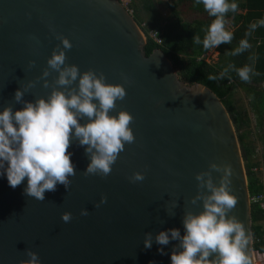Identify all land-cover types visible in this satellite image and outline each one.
Returning a JSON list of instances; mask_svg holds the SVG:
<instances>
[{
	"label": "water",
	"instance_id": "obj_1",
	"mask_svg": "<svg viewBox=\"0 0 264 264\" xmlns=\"http://www.w3.org/2000/svg\"><path fill=\"white\" fill-rule=\"evenodd\" d=\"M146 44L121 0H0V109L23 107L14 100L18 88L24 101H34L62 87L55 85L58 73L47 59L64 50L65 64L93 69L125 87L111 112L127 110L134 134L107 176L84 174L89 154L72 138L66 151L75 175L68 189L57 183L46 190L44 200L24 193L27 178L13 188L0 175V264H24L28 249L41 264H170L178 241L158 245L155 236L173 227L184 234L185 212L202 210V202L193 204L192 198L207 193L196 173L207 170L219 183L222 173L209 169L212 161L231 167L237 202L227 215L250 234L246 255L256 264L248 177L232 117L211 88L183 81L165 52L157 48L147 55ZM137 171L144 179L132 182ZM82 209L88 214L81 215ZM64 213L71 214L68 222ZM147 233L153 237L150 248L144 247Z\"/></svg>",
	"mask_w": 264,
	"mask_h": 264
},
{
	"label": "clouds",
	"instance_id": "obj_2",
	"mask_svg": "<svg viewBox=\"0 0 264 264\" xmlns=\"http://www.w3.org/2000/svg\"><path fill=\"white\" fill-rule=\"evenodd\" d=\"M202 4L209 16L214 17L201 41L194 36V43L204 49L218 48L222 43H230L232 32L225 29V14L237 10L233 0H194ZM258 26H264V19L249 25V32ZM64 49H70L71 43L61 37ZM251 47L247 39H241L238 47L231 53H239ZM64 50L53 51L47 59V65L58 73L55 85L47 98L38 97L34 101H24V91L18 88L14 93L17 103L23 101V107L13 110L12 106L0 109V175H6L13 188L27 178L24 193L37 200H44L46 190H54L57 183L66 189L71 183L69 177L75 175V169L66 151L72 138L78 140L89 154V163L84 174L107 176L125 143L134 140L129 126L133 117L127 110L111 112L116 101L126 95L125 87L119 83L106 82L103 73L97 75L93 69L81 72L77 65L65 64ZM30 63H34L31 61ZM234 66L230 65L229 68ZM242 81H249L253 68L244 65L234 69ZM228 72L224 69L219 78ZM48 71L43 76H48ZM218 77L209 75L208 79ZM76 82V87H67ZM31 84V82H29ZM44 86L47 87V81ZM203 92V90L201 91ZM86 118V119H84ZM84 119L85 122L80 121ZM209 169L222 173L219 183L213 181L211 172L196 173L198 187L207 189L205 195L192 198L202 202V210L185 212L182 222L184 234L178 228L159 231L155 236L158 245H167L170 240L178 245L170 255V264H250L246 249L250 234L234 215H227L236 205L237 198L230 190L232 170L228 164L210 162ZM263 169V168H262ZM264 169L262 170V173ZM132 182L142 181V172H134L129 178ZM101 197L99 203H104ZM97 207L99 204L96 205ZM87 209L81 215H87ZM62 220L68 222L70 213H64ZM151 233L145 234L144 247L152 246ZM163 254L164 249L158 248ZM29 257L24 264H41L38 254L26 250ZM212 256V259L209 257Z\"/></svg>",
	"mask_w": 264,
	"mask_h": 264
},
{
	"label": "trees",
	"instance_id": "obj_3",
	"mask_svg": "<svg viewBox=\"0 0 264 264\" xmlns=\"http://www.w3.org/2000/svg\"><path fill=\"white\" fill-rule=\"evenodd\" d=\"M146 12L148 24L143 23L132 13L135 20L147 37L146 54L160 48L170 58L180 78L188 84L202 83L211 88L222 100L230 113L240 142L250 196L264 193V147L259 157L258 143L264 146V26L249 32V25L264 19V0H233L238 7L235 12L225 14V29L233 36L230 43H222L218 48L216 62H209L207 55L212 49H204L194 43V36L203 40L208 26L214 19L208 15L202 4L194 0H141ZM167 4L170 17H165L159 6ZM137 3L132 4L134 9ZM182 6L197 15L194 19L184 18ZM157 31L162 38L158 44L150 36V31ZM241 39H247L251 47L238 55H232ZM232 65L234 67L229 68ZM249 65L254 74L250 80L242 81L235 68ZM228 72L220 77V73ZM209 75L218 77L209 80ZM241 88L249 99L248 106L240 105L236 91ZM258 169V170H256ZM252 222L254 250L264 254V208L261 203L252 202Z\"/></svg>",
	"mask_w": 264,
	"mask_h": 264
},
{
	"label": "rangeland",
	"instance_id": "obj_4",
	"mask_svg": "<svg viewBox=\"0 0 264 264\" xmlns=\"http://www.w3.org/2000/svg\"><path fill=\"white\" fill-rule=\"evenodd\" d=\"M137 3L136 8L134 9V7L132 6V4ZM127 3L129 4L130 9L134 12V14L138 17L139 20H141L143 23L148 24V19L146 17V12L144 11L143 7H142V1L141 0H127ZM160 12L165 16V17H170V13L169 10L167 8V4H163L160 5L159 7ZM182 11H184V18L192 20L194 19V17H196L197 15L192 14L186 6H182ZM229 30V29H228ZM217 55H218V51L215 49H212L208 55H207V59L211 62H216L217 60ZM236 98L239 100V104L240 105H244V106H248L249 104V99L246 96V93L241 89L238 88L236 91ZM262 147L263 144L258 143V151H259V157H261L262 155ZM262 169V167H261ZM263 170V169H262ZM256 264H264V254H262L261 256L256 254Z\"/></svg>",
	"mask_w": 264,
	"mask_h": 264
},
{
	"label": "built area",
	"instance_id": "obj_5",
	"mask_svg": "<svg viewBox=\"0 0 264 264\" xmlns=\"http://www.w3.org/2000/svg\"><path fill=\"white\" fill-rule=\"evenodd\" d=\"M121 2L123 3V5L131 12V13H133V11L130 9V7H129V4L127 3V0H121ZM150 36L154 39V41L156 42V43H158V44H162V38L158 35V32L155 30H153V31H150ZM208 60V59H207ZM209 61V60H208ZM209 62H211V61H209ZM256 170H258V169H256ZM263 174H264V172H263ZM250 200H251V203L252 202H254V203H261V206L264 208V193L263 194H261V195H257V196H250ZM256 254L257 255H259V256H261L262 254L261 253H259V252H256L255 251V256H256Z\"/></svg>",
	"mask_w": 264,
	"mask_h": 264
},
{
	"label": "crops",
	"instance_id": "obj_6",
	"mask_svg": "<svg viewBox=\"0 0 264 264\" xmlns=\"http://www.w3.org/2000/svg\"><path fill=\"white\" fill-rule=\"evenodd\" d=\"M219 54V53H218ZM217 57H218V55H217Z\"/></svg>",
	"mask_w": 264,
	"mask_h": 264
}]
</instances>
